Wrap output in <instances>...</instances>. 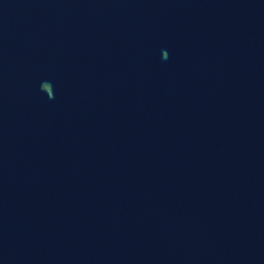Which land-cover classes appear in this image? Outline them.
Returning a JSON list of instances; mask_svg holds the SVG:
<instances>
[{
    "label": "water",
    "instance_id": "water-1",
    "mask_svg": "<svg viewBox=\"0 0 264 264\" xmlns=\"http://www.w3.org/2000/svg\"><path fill=\"white\" fill-rule=\"evenodd\" d=\"M0 264H264V0H0Z\"/></svg>",
    "mask_w": 264,
    "mask_h": 264
}]
</instances>
